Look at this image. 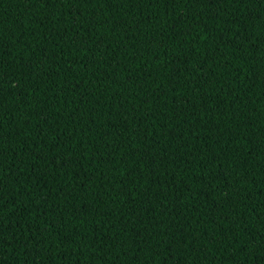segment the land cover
<instances>
[{
    "label": "trees",
    "instance_id": "obj_1",
    "mask_svg": "<svg viewBox=\"0 0 264 264\" xmlns=\"http://www.w3.org/2000/svg\"><path fill=\"white\" fill-rule=\"evenodd\" d=\"M0 264H264V0H0Z\"/></svg>",
    "mask_w": 264,
    "mask_h": 264
}]
</instances>
